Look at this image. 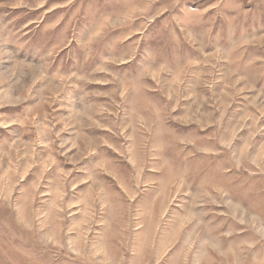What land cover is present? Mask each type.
Instances as JSON below:
<instances>
[{
    "label": "rangeland",
    "instance_id": "obj_1",
    "mask_svg": "<svg viewBox=\"0 0 264 264\" xmlns=\"http://www.w3.org/2000/svg\"><path fill=\"white\" fill-rule=\"evenodd\" d=\"M0 264H264V0H0Z\"/></svg>",
    "mask_w": 264,
    "mask_h": 264
}]
</instances>
